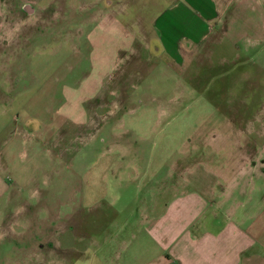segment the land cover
<instances>
[{
    "label": "rangeland",
    "instance_id": "1",
    "mask_svg": "<svg viewBox=\"0 0 264 264\" xmlns=\"http://www.w3.org/2000/svg\"><path fill=\"white\" fill-rule=\"evenodd\" d=\"M178 241L264 264V0H0V264Z\"/></svg>",
    "mask_w": 264,
    "mask_h": 264
},
{
    "label": "crops",
    "instance_id": "2",
    "mask_svg": "<svg viewBox=\"0 0 264 264\" xmlns=\"http://www.w3.org/2000/svg\"><path fill=\"white\" fill-rule=\"evenodd\" d=\"M170 10L175 11V10H177V7H173ZM177 13L175 15H177ZM161 34H162V32H161ZM152 43L155 45L156 51H159V50L164 51V47H163L161 40L153 39ZM260 176H261V174H260ZM240 178L245 180L244 178H248V176H245V177L239 176L236 179L239 181ZM238 181H237V186L234 187L233 189L240 188L239 186L241 185L242 182L241 181L238 182ZM244 182H246V181H244ZM185 242H187V241H185ZM185 242L184 243L182 242V244H181L180 241H178L173 246L170 245L169 248L166 247L167 249H169V252H171V259L174 262L173 264H210L209 261L211 259L208 257H212V256H210V255L204 256V254H202V253L200 254L198 252V247L194 246L195 247L194 248L193 246L189 245L190 244L189 242H187V243H185ZM211 245L214 246L213 243H211ZM231 261H234L233 256L231 257L229 262H231ZM233 264H235V263H233Z\"/></svg>",
    "mask_w": 264,
    "mask_h": 264
},
{
    "label": "flooded vegetation",
    "instance_id": "3",
    "mask_svg": "<svg viewBox=\"0 0 264 264\" xmlns=\"http://www.w3.org/2000/svg\"><path fill=\"white\" fill-rule=\"evenodd\" d=\"M29 14H31V13L29 12Z\"/></svg>",
    "mask_w": 264,
    "mask_h": 264
}]
</instances>
